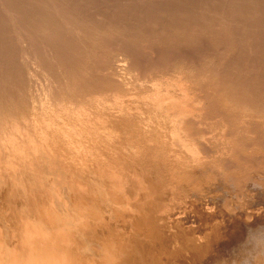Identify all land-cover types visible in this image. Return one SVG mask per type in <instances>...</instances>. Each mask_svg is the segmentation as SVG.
Here are the masks:
<instances>
[{
    "label": "bare ground",
    "instance_id": "6f19581e",
    "mask_svg": "<svg viewBox=\"0 0 264 264\" xmlns=\"http://www.w3.org/2000/svg\"><path fill=\"white\" fill-rule=\"evenodd\" d=\"M172 77L150 82L143 103L159 124L147 112L152 126L141 117L148 128L138 133L127 116H112L140 110L132 105L139 94L121 103L127 89L115 90L112 103L88 90L100 98L89 94L78 113L67 101L68 115L52 118L48 108L6 117L13 120L0 124V264H264L263 117L246 114L243 101L234 110L235 90L203 92Z\"/></svg>",
    "mask_w": 264,
    "mask_h": 264
},
{
    "label": "rangeland",
    "instance_id": "374dc122",
    "mask_svg": "<svg viewBox=\"0 0 264 264\" xmlns=\"http://www.w3.org/2000/svg\"><path fill=\"white\" fill-rule=\"evenodd\" d=\"M91 26L93 27L91 28ZM0 58V118L3 117L0 124L5 123L6 120H8L7 123L11 122L13 118H18L23 111V115L27 113L31 116V114L35 115L34 112L39 115L40 110V113L43 110L46 114L49 108L47 114L52 118L62 114L66 115L68 111L71 114L72 112L78 113L83 109L81 105L86 103L87 98L89 99L87 96L91 91L88 93V90L94 89L92 91L100 92L99 95L104 93L105 97L102 95L104 98L101 96L100 100L104 103L108 101L112 103V100L118 95L115 90L116 92L120 90L119 93H123V90L127 89L124 92L126 96L121 93L119 95L122 96L119 98H124L121 99V101L123 100L122 104L125 101L124 105L138 99L132 103V105L139 103V106L138 103L136 104L138 107L136 106L135 109L140 108V110H135V112L137 111L136 114L134 113L135 116L134 110H129V113L124 109L121 111L111 110L114 111L112 114L110 110L107 111L106 107L103 113L109 115L111 113L112 116L116 114L113 117L117 120L119 118L120 121L127 116L128 121L124 119V122L126 125L128 122L136 125L134 127L130 124L131 129L135 128L138 133L139 130L142 131L143 124L147 122L146 125L151 127L153 123L148 118L153 114L148 111L149 106H147L148 109L145 108L143 95L150 96L149 90L157 77L159 79V77L168 76H176L174 79H178L179 76L181 78L179 80L184 77L188 78L186 82L190 86L193 85L192 88L196 89L197 87V89L204 90L203 92H207V90H212L213 93L220 90H233L234 92L235 90V93H232L235 107L233 109H238L239 104L247 106L248 110H243L242 107L243 113L246 110V114L256 118L262 116L264 120V0H0ZM183 74L184 76H182ZM204 76L206 79L203 78ZM208 76L213 79L210 80ZM198 77L202 79L199 78L197 81ZM214 78L223 80H217L215 82L219 84H214L212 83ZM32 80L34 81L32 82ZM151 81L153 82L150 83ZM200 81L211 84H203ZM3 84L4 86H2ZM122 85H125L124 88ZM135 87L144 91L133 90ZM214 88H216L215 91ZM112 90L114 92H111ZM110 92L112 96L113 93L116 94H114V98L111 97ZM132 92L135 95L131 94ZM108 93L110 99L106 96ZM69 94L72 95L69 96ZM132 95H134L133 98ZM82 96L86 97L83 103L80 101L83 99ZM92 96L100 98L95 92H92L90 98H93ZM235 96H237V102L234 99ZM135 97L137 98L134 99ZM125 98L129 100L127 101ZM239 98L240 100H238ZM139 100H142L143 105ZM238 101L243 102L238 104ZM63 102H65V106L68 104L70 107L74 106V108L71 107L73 110H70L69 106L64 107ZM74 102L75 105H72ZM77 102L81 104L76 106ZM249 103H254L253 107ZM60 104L62 105L60 106ZM228 104L229 108L230 105L233 106L232 101ZM53 105L54 107H52ZM85 105L84 108H86ZM140 105L144 108L142 112ZM124 107L126 108V106ZM127 107L129 109L130 106ZM54 108H59V112L56 109V113ZM37 110L38 112H36ZM145 110L147 111L145 112ZM236 111L239 112L240 109ZM256 111H260V114H257ZM43 112L39 116H42ZM122 112L123 114L126 112V114L122 115ZM51 113L52 115H50ZM10 114L11 117L14 116L11 121L10 118H6ZM143 114L147 116L150 114L148 117L146 116L149 121L143 120L146 119ZM154 117L155 114L151 118L154 119ZM139 119H142L141 122ZM156 120L155 117L153 121L156 123ZM137 122L140 125L143 122L140 129H137L140 127ZM157 124L159 123L157 122ZM148 127L145 126L143 130Z\"/></svg>",
    "mask_w": 264,
    "mask_h": 264
}]
</instances>
